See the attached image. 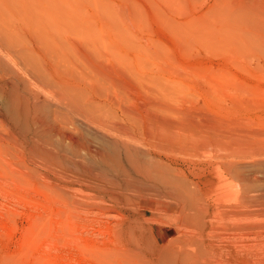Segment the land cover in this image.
Instances as JSON below:
<instances>
[{"label": "bare ground", "instance_id": "obj_1", "mask_svg": "<svg viewBox=\"0 0 264 264\" xmlns=\"http://www.w3.org/2000/svg\"><path fill=\"white\" fill-rule=\"evenodd\" d=\"M212 1L204 17L166 20L168 30L184 42L264 44V0ZM106 5L104 0H0V116L61 180L68 174L81 177L83 190L117 209L122 220L114 251L124 261L139 256L149 264H208L219 250L222 219L252 215L246 209L256 202L257 174L264 166L246 175L232 162L206 167L193 161L209 144L223 152L230 148L216 138L221 129L206 134L201 128V133L169 116L162 119L165 113L159 116L165 110L155 92L172 87L163 84L159 64L146 71L157 55L129 29L136 6L127 17L126 6L124 13ZM107 69L150 85L148 103L127 101L105 75ZM223 185L236 188L231 206L222 207ZM159 211L179 218L178 232L185 231L165 245L149 226ZM242 227L233 225L231 231Z\"/></svg>", "mask_w": 264, "mask_h": 264}, {"label": "rangeland", "instance_id": "obj_2", "mask_svg": "<svg viewBox=\"0 0 264 264\" xmlns=\"http://www.w3.org/2000/svg\"><path fill=\"white\" fill-rule=\"evenodd\" d=\"M180 1L104 0V4L114 10L124 11L127 7L126 12L133 11L134 5L137 7L128 19L129 29L141 39L148 52L157 55L146 71L149 73L159 64L164 83L161 82L172 87L170 91L160 89L155 92L160 100L164 99L160 102L165 111L159 116L165 113L162 119L169 116L168 120L171 118L185 126L189 124L190 129L195 128L201 133H204L201 128L205 133L221 129L215 133L222 136L216 138L223 142L219 141L222 147L230 146L228 151H219L220 147L213 149L216 145L212 143L206 148V153L212 156L199 154L200 158L194 157L193 161L206 167L232 162L242 166L240 168L247 175L251 168L264 166V44L236 46L233 42L222 45L184 42L168 30V22L186 23L189 19L205 16L213 1ZM130 12L125 13L127 17ZM104 72L113 79L118 93L121 90V94L129 95L126 98L131 97L127 99L131 104L145 102L143 105H146L151 99L154 92L151 86L136 83L131 74L127 73L130 75L127 76L109 69ZM170 110L172 114H169ZM220 120L222 123L218 122ZM7 122L0 116V264H149L139 256L129 255L130 258L124 261L114 251V239L122 220L117 209H113L111 203H101L94 192L83 190L84 182H78L83 180L81 177L68 174L64 178L66 181L61 180L52 168L28 152V145ZM244 136L246 142L242 141ZM237 148L244 153L240 154ZM214 151L223 152L222 157L215 158L218 154L214 156ZM257 175L256 202L250 210L246 209V212H253L252 215L238 219L222 217L225 230L222 229L220 242L216 243L217 247L220 245L219 254L209 258L208 264H264V173L258 171ZM231 188L236 189L233 185L222 186V193L225 192L222 207L235 202L230 198L235 191ZM224 197H229V201ZM151 216L153 222L149 226L155 229L164 245L185 232L184 228L178 232L179 218L174 221L162 211ZM237 224L243 227L238 232L231 231Z\"/></svg>", "mask_w": 264, "mask_h": 264}]
</instances>
